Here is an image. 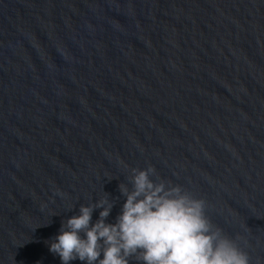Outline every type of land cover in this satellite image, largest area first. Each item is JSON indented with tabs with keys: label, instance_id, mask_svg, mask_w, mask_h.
I'll use <instances>...</instances> for the list:
<instances>
[{
	"label": "water",
	"instance_id": "water-1",
	"mask_svg": "<svg viewBox=\"0 0 264 264\" xmlns=\"http://www.w3.org/2000/svg\"><path fill=\"white\" fill-rule=\"evenodd\" d=\"M150 166L264 264V0H0V264Z\"/></svg>",
	"mask_w": 264,
	"mask_h": 264
},
{
	"label": "clouds",
	"instance_id": "clouds-1",
	"mask_svg": "<svg viewBox=\"0 0 264 264\" xmlns=\"http://www.w3.org/2000/svg\"><path fill=\"white\" fill-rule=\"evenodd\" d=\"M132 172L134 190L129 193L120 185L127 199L116 223H105L112 207L107 199L81 206L79 216L62 223L49 242V251L62 264L77 259L86 264H129L131 257L142 264H249L248 254L221 229H214L205 215L204 200L180 186L154 182L151 166ZM93 207L103 210L90 224Z\"/></svg>",
	"mask_w": 264,
	"mask_h": 264
}]
</instances>
